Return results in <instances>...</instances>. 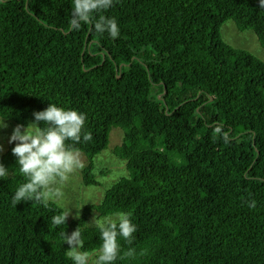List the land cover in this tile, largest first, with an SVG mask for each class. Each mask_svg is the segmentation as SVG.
<instances>
[{
    "label": "trees",
    "instance_id": "16d2710c",
    "mask_svg": "<svg viewBox=\"0 0 264 264\" xmlns=\"http://www.w3.org/2000/svg\"><path fill=\"white\" fill-rule=\"evenodd\" d=\"M71 0H0V118L26 125L49 103L86 114L92 159L113 128L129 177L99 204L55 225L50 201L12 203L24 177L0 180V264H73L62 234L78 227L95 253L92 212L130 213L135 249L115 264H264V61L227 44L222 26L252 30L264 48L259 0H116L118 38L70 30ZM41 126H43L41 122ZM12 144L0 163L16 166ZM254 200L256 206L249 207Z\"/></svg>",
    "mask_w": 264,
    "mask_h": 264
},
{
    "label": "clouds",
    "instance_id": "9594fccd",
    "mask_svg": "<svg viewBox=\"0 0 264 264\" xmlns=\"http://www.w3.org/2000/svg\"><path fill=\"white\" fill-rule=\"evenodd\" d=\"M70 30H79L83 25L92 24L98 34L107 33L111 38H118L120 28L114 17L101 14L111 8L116 0H71ZM264 6V0H259ZM34 120L26 125L18 124L13 129L8 142L14 143L11 151L16 158V166L9 170L0 163V180L12 177L18 171L25 178L15 189L11 197L12 203L37 202L47 205L50 201L63 199V185L69 176L81 167L79 150L73 143L90 141L92 135L84 131L86 114L76 109L59 107L49 103L41 110L33 112ZM5 118H0V130L8 127ZM41 122L43 126H41ZM3 148L0 146V151ZM256 202H249L254 208ZM70 211L54 215L52 223L59 226L65 224ZM86 225L95 226L99 230L100 245L94 253L82 251L83 239L78 227L70 235L62 234L64 244L68 245L65 254L73 264H115L123 256L133 257L135 249L122 252L121 239L131 244L137 225L132 221L130 213L117 211L101 219H94Z\"/></svg>",
    "mask_w": 264,
    "mask_h": 264
},
{
    "label": "rangeland",
    "instance_id": "374dc122",
    "mask_svg": "<svg viewBox=\"0 0 264 264\" xmlns=\"http://www.w3.org/2000/svg\"><path fill=\"white\" fill-rule=\"evenodd\" d=\"M223 40L238 50H246L264 61V48L261 46L258 37L252 30L240 32L235 22L228 20L221 29ZM8 125L6 129L0 130V146L3 150L0 153H5L7 149L14 143L8 142L13 129L17 123L6 119ZM33 122V120L31 121ZM124 140V132L121 128L115 127L110 133V140L107 148L100 154L96 155L92 161L94 165L95 180L97 185L87 186L83 180V169L89 163L87 155L79 152L81 167L74 170L63 185V199L56 203L64 211H70L67 217L69 221L75 220L82 215V211L88 204H99L105 192L113 186L119 179L129 177L130 172L127 169L125 161L115 155L114 150L121 145ZM101 219L103 216L97 212H92L89 215L88 223L94 219ZM74 231V230H73ZM72 231V232H73ZM71 232V233H72ZM94 259V253L90 254ZM91 264V261H90Z\"/></svg>",
    "mask_w": 264,
    "mask_h": 264
}]
</instances>
